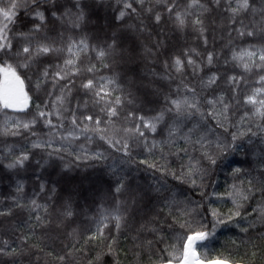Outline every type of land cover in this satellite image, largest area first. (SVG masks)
Masks as SVG:
<instances>
[{"label":"trees","instance_id":"trees-1","mask_svg":"<svg viewBox=\"0 0 264 264\" xmlns=\"http://www.w3.org/2000/svg\"><path fill=\"white\" fill-rule=\"evenodd\" d=\"M76 0H60V3L66 7L62 11H70L72 15L65 17L60 23L50 21L48 27L54 31L48 34L52 39H56L58 46H63L69 40H85L89 49L80 52V75L73 77L74 84L71 86V93L68 94L69 103L65 104L66 108L75 110L79 104V110L76 112L79 117L81 113L85 115L99 114V110L92 103L90 94H86L80 85L85 82L86 78H91L100 81L101 78L115 79L116 88L115 95L132 94L133 103H126L120 109V117L115 122V128L119 129L127 122L125 117L127 112L135 111L137 114L151 115L154 111L162 110L165 107V98L172 95L177 88L180 89V95L183 96V85L187 84L196 88L199 96H206L210 90L201 89L200 78L205 77L209 73L208 68L203 71L193 74L192 69L185 68L184 73H172L171 80L153 81L151 76L148 79L143 77L151 70L163 74V66L160 61H153V58L146 56L144 46L150 45L157 37L154 32L151 37L147 33H138L134 30V26L139 24L147 13L126 15L123 21H116L114 18L123 9L124 0H79L83 12L84 20L80 22V27H74L75 14L77 9L72 8V4ZM140 10V5H134ZM156 7L158 11L163 12L161 6L156 5L155 0L146 5ZM260 6V0H257V7ZM127 11V10H125ZM165 20L167 14L164 13ZM211 19L216 22V30L212 33L214 40H209V47L205 49L202 42L197 38L196 34L188 29L184 32L173 31L170 21L163 23L160 27L167 30L168 36V55H177L186 48H195L200 51L201 55H206L207 51L213 50L223 51L230 55L229 49L223 48V45L228 41V31L225 30L227 25V13L222 11H214ZM249 16L244 22L247 24ZM144 23L149 24V31H153L151 22L144 20ZM30 24L28 18L21 13L17 31H27V26ZM57 33L63 39L61 40ZM235 36V33H233ZM113 37L117 38V47L114 54L106 55L102 59H97V49H105L106 45L112 43ZM264 41L259 38L255 41L251 40H234L229 48L239 50L240 48L250 47L255 44L261 46ZM129 49L134 50L133 53ZM123 53V58H121ZM133 56L131 62L129 57ZM67 57V53H56L52 56L45 57V66L52 65V70H56V65L61 64L63 59ZM167 57H161V60ZM107 64L108 67L104 65ZM95 65L93 73L85 71L86 68ZM224 77L232 74H240L242 69L234 68L230 63L227 68L223 63V56L220 61L211 69L217 71ZM32 75V73H29ZM247 87L241 85V93H247L252 88L260 87L256 83L258 75L255 73H245ZM35 76L33 83L26 82V91H29L30 106L29 112L36 111V105H43L54 99L55 95H59L58 89H53L51 83L43 85L39 90L35 87ZM153 81L150 88L146 89L142 85H149ZM65 81H60L63 85ZM151 90H156L157 95H149ZM221 91L229 92L228 85L221 79L216 94ZM49 92L53 96H49ZM191 97V94H188ZM147 97V99H146ZM148 100L151 103L147 102ZM87 107H85V102ZM207 111L205 107L202 109ZM245 111L244 108L234 110L232 120L239 122L240 117ZM64 116H68L65 112ZM8 118H24L30 119V116H25L24 113H16L8 110L7 113L0 111V131L3 130L5 121ZM54 123L56 122L53 117ZM195 121L193 120L192 123ZM188 123V122H186ZM252 124H259L260 121L256 118L249 121ZM212 126L211 124L209 125ZM92 127V125H89ZM247 123L241 124V130H246ZM234 131L235 129L230 128ZM37 135L35 137L28 136H0V210H11L10 215L0 216V240L13 241L15 245L20 244L19 236L29 234V229L26 226L29 220V212L27 209H20L14 206L13 198H17L21 203L28 202L31 199H37L38 203L48 205L47 215L51 223L47 228H33L29 237V247L24 249L25 255L15 257V264H59L53 255L49 252L59 253L61 246L67 245L75 240L80 241L81 251H75L73 258L67 264H88L89 260L95 256L97 248L85 246L84 238L90 233L95 232L101 226V221L107 224L104 229L105 234H111L116 238L115 257H105L104 264H161L167 257L168 251L172 250L175 245L180 246L178 237L184 236L187 229L181 228L182 223H189L193 230H200L201 224L206 225L205 230H211V226L215 223L211 216V210L215 209L221 215H225L229 210H234L231 198L228 193L233 191L232 186L243 187L247 184L248 179L255 177L260 179L259 172L261 165L258 161L264 157V131L253 127L258 135L246 136L242 141L237 143L243 147L234 153H230L226 158H223L218 166L201 182L197 180V184L202 187H190L188 184H181L178 180L169 175H162L161 172L148 169L145 165L139 164L140 159H148L149 163L157 161L161 166H167L170 169H178L180 164L187 163V160H179L175 156L169 155L168 150H165L164 155L167 159H160V153L155 155L144 151L143 147L138 144H133L132 161L129 163H119L118 161L126 160L121 153L114 152L107 148L103 142L99 141L95 136L89 142L85 136H92L91 132L82 134L72 128L68 120L65 121V128L59 130H49L44 126L43 122L38 123L34 129ZM67 134L68 131L76 132L80 138L75 140H60L57 134ZM187 131V127H184ZM217 135L223 139L227 133H223L221 129L216 130ZM109 134H114L112 129H109ZM167 130L163 135L158 131L155 139L165 140ZM119 138V135H117ZM151 139V137H150ZM32 142H48L52 147L32 148ZM178 145L182 146L183 141L178 140ZM65 148L63 155L64 161L54 160L49 158L48 153L53 148ZM12 149L13 153L18 154L23 148H27L31 152V159L26 162L22 169H7L6 164L14 157L8 153V149ZM74 150L75 154H90L93 151H104L108 159L97 162L88 161L81 163L78 169H74L65 175L63 164L73 160V156L68 155ZM47 160L48 164L43 167L37 164L40 161ZM91 165H95L94 167ZM241 168L242 172L239 177L233 175L235 168ZM250 174V175H249ZM75 177V179H70ZM118 177H124L126 189L121 194L115 193L116 181ZM88 184L79 187V182ZM161 182H165L169 192H164L157 197L155 188L151 192V198L143 196V190L149 185L158 187ZM45 185V191L40 192V185ZM18 184H23V192H17ZM73 186L77 188L71 189ZM55 188V193L50 190ZM203 192V195L201 193ZM179 202L177 205L165 206L168 202L164 201L163 197L168 196L169 200L172 196ZM51 196V199H49ZM220 197V198H218ZM135 200V203L132 201ZM70 201L72 211L75 215L66 219L61 214L64 211V205ZM127 205L128 211L124 212V206ZM125 215L126 223L120 232H117L113 227L114 221L112 216L116 215V209ZM264 208V199L257 196L254 200L245 203L242 215L244 219L236 218V220L226 224L217 225L215 234L210 236L207 241L200 247L198 251L203 256L207 254L209 257H229L242 264H264V217L259 215L260 209ZM256 209V212H252ZM169 211L173 214L169 216ZM252 212L251 215L246 213ZM41 215L45 213L41 210ZM105 217H108L105 219ZM160 220L167 223L164 225L163 242H160L158 233L144 230L154 227L152 221ZM34 223V221H33ZM60 225L57 228V225ZM171 225V226H169ZM251 225V227H249ZM249 227L248 232H242L241 228ZM68 233H74L69 236ZM152 244L149 245L148 242ZM167 250V251H165ZM253 253L255 255L253 256ZM0 264H13V258L9 256L0 257Z\"/></svg>","mask_w":264,"mask_h":264},{"label":"snow or ice","instance_id":"snow-or-ice-1","mask_svg":"<svg viewBox=\"0 0 264 264\" xmlns=\"http://www.w3.org/2000/svg\"><path fill=\"white\" fill-rule=\"evenodd\" d=\"M151 0H124L123 9L114 18L116 21H123L126 15H147L141 19L140 23L134 26V30L138 33H147L148 37L153 35L155 39L150 45L144 46L146 56L153 58V61H160L163 66V74L157 73L154 69L149 71L144 79L149 76L153 81L171 80L172 73L183 74L185 68H191L193 74L201 72L204 68L209 69V73L205 77L200 78L201 89L210 90L206 96H199L196 88L187 84L183 85L184 95H180V89L177 88L172 95L165 98V107L162 110L154 111L153 114L147 115L141 112L137 114L135 111L127 112L125 117L126 124L119 129L115 128V122L120 117V109L128 103H133L132 94L115 95L116 85L115 79L101 78L96 81L91 78H86L80 87L86 94H90V98L95 107L98 108L99 114L85 115L81 113L78 117L76 112L79 110V104L76 109L66 108L65 104L69 103L67 97L71 93V86L74 84L73 77L80 75V52L89 49V45L85 40L75 41L69 40L63 46H58L56 39L49 36L50 31L48 25L51 22L60 23L65 17L72 15L70 11H62L66 6L60 3V0H0V111L7 113L8 110L16 113H24L25 116H30V119L24 118H8L0 136H28L35 137L34 131L38 123L43 122L44 126L49 130H59L65 128V121L68 120L70 125L76 131L86 134L91 132L93 135H86L85 138L91 142L93 136L99 141L107 145L108 149L114 152L121 153L126 160L118 161L119 163H129L132 161L133 144H138L143 147L144 151L155 155L159 152L160 159H167L164 155L165 150L168 154L175 156L179 160H187V163L180 164L178 169H170L167 166H161L157 161L149 163L148 159H140L139 164L145 165L148 169L161 172L162 175L172 176L181 184H188L190 187H202L197 184V180L208 176L217 166L218 163L226 158L230 153H234L243 147L237 143L242 141L246 136H256L258 133L253 131V127L264 131V43L257 47L252 44L250 47L240 48L239 50L229 48V45L234 40H251L255 41L259 38L264 41V0H260V6L257 7V0H155L156 5L163 8V12L158 11L156 7L146 5L150 4ZM140 5V10L134 5ZM72 8L77 9L75 14L74 27L79 28L80 22L84 20L83 8L76 0L72 4ZM214 11H222L227 13V25L225 30L228 31V41L223 45V48L229 49L230 55L226 54L223 49L220 52L207 51L206 55H201L200 51L195 48H186L177 55H168V36L167 30L160 26L168 21L172 24L173 31L184 32L191 29L202 42L205 49L209 47V40H214L212 33L216 30V22L211 19ZM23 13L29 20L27 31H17L19 16ZM164 13L167 14L165 20ZM249 19L246 24L244 21ZM151 22L153 31H149V24L144 23V20ZM235 33V36H233ZM57 36L62 40L63 37L57 33ZM117 47V38L113 37L112 43L106 45L105 49H97V59H102L106 55L114 54ZM133 53L134 50L129 49ZM67 53V57L63 59L61 64L56 65V70H52V65L45 66V57L52 56L56 53ZM123 58V53L120 54ZM133 56L129 57L131 62ZM223 56L224 66L231 63L234 68L242 69L240 74L225 75L222 77L218 70L211 69L220 61ZM161 57H167L161 60ZM108 67L107 64L104 65ZM95 65L85 69L88 73H93ZM255 73L258 75L256 83L260 87L252 88L247 93H241V85L247 87L245 73ZM32 73V75H29ZM35 76V87L39 90L43 85L51 83L52 88L59 90V95H55L54 99L44 103L37 104L34 113L29 112L30 96L29 89L26 91V82L33 83ZM224 79L230 91H221L219 95L216 90L219 87V82ZM60 81H65L63 85ZM149 85H142L148 89ZM191 94L189 97L188 94ZM156 90H151L149 95H157ZM49 96H53L49 92ZM147 99V97H146ZM147 102L151 103L150 100ZM87 101L85 107H87ZM207 108V111L202 109ZM244 108L245 111L240 117L239 122H233L232 116L235 109ZM67 112L68 116H64ZM53 117L56 122L54 123ZM254 118L260 121L259 124H252L249 121ZM195 121L192 123V121ZM188 122V123H186ZM247 123L246 130H241V124ZM212 125L211 127L209 125ZM92 125V127H89ZM187 127V131H184ZM230 128L235 129L234 131ZM109 129H112L114 134H109ZM167 130L165 140H156L155 136L158 131L163 135ZM221 129L223 133H227L221 139L216 130ZM60 140H75L80 137L74 131H68L65 135L57 131ZM119 135V138H117ZM151 137V139H150ZM182 140L183 145H178L177 141ZM31 147L44 148L52 147L48 142H32ZM261 151H264L262 149ZM65 148H53L48 153L49 158L54 160L64 161L63 153ZM8 153L14 158L6 164L7 169H22L26 162L31 159V152L27 148H23L18 154L13 153L12 149H8ZM68 155L73 156V160L64 163L63 169L65 175L68 172L78 169L81 163L88 161L102 162L108 157L104 151H93L90 154H75L74 150ZM258 163L261 165L257 180L255 177L248 179L247 184L243 187L233 185V191L228 193L232 200L234 210H229L225 215H221L217 210H211V216L215 223L212 224L211 230H205L206 225L201 224L200 230H193L187 222L180 225L181 228L187 229L184 236L178 237L180 246L175 245L171 251H168L167 257L162 261V264H237L236 261L229 257H209L207 254L203 256L198 251V247L202 246L210 236L215 234L217 225H226L236 218L244 219L242 215L245 203L254 200L257 196L264 199V157ZM37 164L43 167L48 164V161H37ZM95 166V165H91ZM242 169L237 167L233 170V175L239 177ZM250 175V174H249ZM75 179V177H70ZM155 188L157 197L164 192H169L165 182H161L158 187L149 185L143 190V196L151 198V192ZM126 189L124 177H118L116 181L115 193L121 194ZM45 191V185H40V192ZM53 187L50 192L55 193ZM17 192H23V184H18ZM203 195V192L201 193ZM220 198V197H218ZM51 199V196H49ZM168 203L165 206L177 205L181 202L172 196L169 200L168 196L163 197ZM14 206L20 209H27L29 212V220L26 226L29 229V234L19 236L20 244L15 245V242L9 240H0V257L9 256L13 258L25 255L24 249L29 247V237L33 228H47L51 223L47 215L48 205L38 203L37 199L33 198L28 202L21 203L17 198H13ZM135 203V200L132 201ZM64 211L61 214L66 219L72 218L75 213L72 211L70 201L64 206ZM41 210L45 215H41ZM128 211L127 205L124 206V212ZM252 209V212H256ZM252 212L246 213L251 215ZM11 210L7 212L0 210V216L10 215ZM173 213L169 211V216ZM259 215L264 217V208L260 209ZM108 217H105L107 219ZM114 221L113 227L117 232L125 226L126 217L122 214L119 208L116 209V215L112 216ZM34 221V223H33ZM154 227L151 229L145 228L146 231L158 233L160 242H163L164 225L167 223L154 219L152 221ZM171 226V225H169ZM60 225H57L59 228ZM108 225L101 221V226L95 232H90L84 238V245L97 248L93 259L89 260L88 264H104L105 257H115L116 238L111 234H105L104 229ZM251 227V225H249ZM249 227L241 228L242 232H248ZM71 237L74 233H68ZM152 244L151 241L148 242ZM80 241L70 242L67 245L61 246L59 253L49 252L54 258L59 261V264H67L74 255L73 250L81 251ZM167 251V250H165ZM255 253H253V256ZM115 264V261H114Z\"/></svg>","mask_w":264,"mask_h":264},{"label":"rangeland","instance_id":"rangeland-1","mask_svg":"<svg viewBox=\"0 0 264 264\" xmlns=\"http://www.w3.org/2000/svg\"><path fill=\"white\" fill-rule=\"evenodd\" d=\"M79 184L80 185H78L79 187H81L82 185H85V186H87L88 184H86V183H81V181L79 182ZM77 188V190H79V188L78 187H76V186H73L71 189H73V190H75Z\"/></svg>","mask_w":264,"mask_h":264},{"label":"water","instance_id":"water-1","mask_svg":"<svg viewBox=\"0 0 264 264\" xmlns=\"http://www.w3.org/2000/svg\"><path fill=\"white\" fill-rule=\"evenodd\" d=\"M162 264V263H161ZM237 264H242V263H237Z\"/></svg>","mask_w":264,"mask_h":264}]
</instances>
